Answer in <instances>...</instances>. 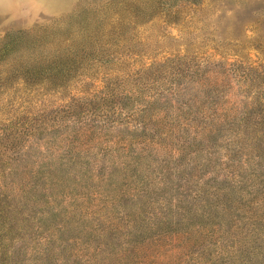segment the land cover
<instances>
[{
    "label": "rangeland",
    "instance_id": "obj_1",
    "mask_svg": "<svg viewBox=\"0 0 264 264\" xmlns=\"http://www.w3.org/2000/svg\"><path fill=\"white\" fill-rule=\"evenodd\" d=\"M32 68L42 74L26 73ZM20 74L29 77L31 91L22 86ZM148 79L155 87L166 81L199 87L191 92L198 98L208 95L199 93L202 84L230 83L219 104L230 114L242 99L239 87L248 82L247 97L258 104L242 126L245 149L229 150L228 132L221 130L178 155L176 133L175 138L159 122L162 132H169V153L175 157L166 158V179L172 183L157 191L153 186L138 204L129 195L152 175L149 165L158 163L155 156L128 178L118 170L109 183L83 177L79 167L57 171L53 193L59 200L52 206L42 192L36 193L39 202L26 207L8 205L1 197L4 264H88L90 255L108 264H264V0H0L1 128L13 129L17 122L34 125L42 115L52 125L63 114L56 127L71 123L73 117L59 112L70 104L75 105L72 113L81 114L76 118L96 123L112 117L119 127L149 99L141 86ZM41 102L45 111L37 107ZM151 119L155 123L161 116L155 113ZM137 125L132 122L130 128ZM47 134L44 130L39 136L47 139ZM228 162L240 182L235 192L232 181L223 177ZM172 184L183 188L175 191ZM198 191L199 199L180 212L182 223L179 213H167L162 226L149 223L152 213L169 212L152 198ZM50 211L59 215L41 224L40 238L48 236L56 247L42 259L36 251L46 245L32 240L40 225L24 219ZM122 217L138 229L131 238ZM111 228L116 229L112 235L102 234ZM100 246L109 255L96 254ZM14 249L19 251L12 255Z\"/></svg>",
    "mask_w": 264,
    "mask_h": 264
},
{
    "label": "trees",
    "instance_id": "obj_2",
    "mask_svg": "<svg viewBox=\"0 0 264 264\" xmlns=\"http://www.w3.org/2000/svg\"><path fill=\"white\" fill-rule=\"evenodd\" d=\"M150 69L147 68L146 70L149 71ZM40 71L42 69L32 68L26 73L30 72L32 75L36 73L42 74ZM57 72L59 73L60 69ZM144 72L146 71L144 70ZM20 76V79L24 81L22 86L31 91L32 89L28 88L32 85L29 77L21 74ZM247 77L246 75L244 78L246 81ZM167 82L169 81L163 82L159 87L151 84L150 79H148V83H141V86L145 87L143 91L146 90L145 92L148 91L150 93L149 99H146L145 105L136 111L138 112V114L136 113L137 115H130L126 120L119 121L121 122L119 127L113 125L116 120L112 117H108V121H96V123L76 118L75 116H80L81 114L72 113L75 106L72 104L68 106L67 110L59 111L73 117L71 123L66 124L61 121L62 123L56 127V124L63 120L61 119L63 114L58 116L59 119L54 117L52 125L49 124L50 118H43L42 115L34 119V125L17 122L13 129L0 127V198L4 197L5 200H8L10 202L8 205L15 203V205L20 204V206L24 205L26 207L33 206V200L34 202H39L36 193L42 192L48 206H52L54 202L59 200V197L53 193L54 187L59 185V180L55 178L58 173L61 174L65 169H69L68 167H79L83 171V177L91 176L94 180L109 183L115 178L118 170L122 171L125 177L128 178V174L132 173L131 171L134 168L139 167L143 160L148 161L149 158L152 159L155 156L158 163L149 165L152 175L142 179L139 183V189L134 194L129 195L132 201L138 204L143 197L151 195L153 186L158 187L155 189L157 191L158 189H167L172 183H169L166 179L168 175L165 171L168 164L166 158L175 157H172L169 153L170 145L167 143L168 141L171 142L169 140V132L163 133L161 127H159V122L169 127L171 130L169 131L174 134V137L176 133L178 137H175L177 139L176 146L179 148L176 154L178 155L186 152L192 143L209 140L211 136L221 130L228 132L229 150L240 153V151L245 149L246 143L243 145L242 141L246 133L245 131L243 133L242 126L246 125L250 120L249 109L258 104L253 99L254 97H247L248 93H251V89L247 90L248 82H245V86L239 87L243 100L239 101L233 114L228 111H221L219 107V104L225 100L226 92L228 93L231 88L230 83L202 84L203 86L201 85L199 93H208V95L205 94L204 98H198L197 96H192L191 92L199 87L194 88L188 83L177 86L175 81H170L174 86L170 88V83ZM18 85L21 86L20 84ZM41 104L42 102L38 106L35 105V107L41 108L40 111H45V107L40 106ZM125 108L126 105L122 107V109ZM155 113L156 115L159 114L161 119L159 121L157 119V122L153 123V120H148V117H154ZM144 117L147 118V121L143 120ZM132 122H139V125L131 129L130 125ZM170 123H176V126L174 127ZM48 126L56 128L46 130ZM57 128H60L63 132H58ZM44 130L48 133L49 137L47 139L39 136ZM82 138L86 141L80 142L79 140ZM89 140L94 141V145H91L92 143ZM206 143L207 141L203 143V146H206ZM161 152L165 156L160 157ZM227 159H231V156L228 155ZM229 163L222 166L223 177H225V180L232 181V191L235 192L240 182L237 176L228 170L230 167ZM57 171L59 172L57 173ZM131 176L133 179H137L136 175ZM149 176H153V178L150 179ZM76 177L77 181H79L80 175L76 174ZM83 177L81 178L83 179ZM18 178L21 180H17ZM189 182L188 186L193 181L189 180ZM196 185L201 187L203 184L197 182ZM182 188V186L178 187L172 184V189H175V191H179V189L181 191ZM197 193L198 195L179 192L174 198L170 199L164 196L160 201L152 198L151 203L155 202L164 207V209H169V212L152 213L149 223H153L155 228L162 226L167 223V213H179L178 224L182 223L185 218H182L180 212L187 209L189 205L187 207L186 205L189 202L193 203L199 199H197V197H200L199 191ZM221 194H217V196ZM1 201L0 199V203ZM58 215V212L50 211V213H43L39 217H37V214V216L32 215L30 218L26 216L24 219L26 222H30L32 218L40 225L37 227L38 232L32 237L34 241L32 242L46 245L43 251H36V254L42 259H47L49 253L56 246H51L53 242L48 236L43 239L40 238L41 228L43 227L41 224L47 225L54 221ZM121 220L125 224L127 223V237L131 238L138 232L133 223L128 222L125 217H122ZM0 230L2 229L0 228ZM113 230L115 231L116 229H108L102 234L110 233L112 235L111 233H114ZM60 231L62 230L60 229ZM161 237L162 235H158L159 239ZM0 239V264H4L6 258H1V256L2 252H4L5 244L2 243V237ZM15 240L13 239V242ZM24 240L25 237H22V242ZM129 244L131 242L128 243V246H131ZM105 248L104 246L97 247L95 249L96 254L106 253V255H109ZM59 249H63V247H59ZM18 251L14 249L11 254L13 255ZM86 260H89L87 261L88 264H103V262L108 264L107 260L97 262L96 257L91 255Z\"/></svg>",
    "mask_w": 264,
    "mask_h": 264
}]
</instances>
